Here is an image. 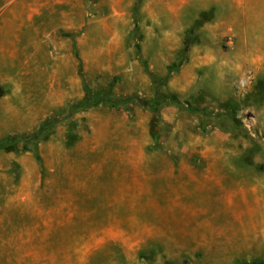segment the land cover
<instances>
[{"label":"rangeland","instance_id":"rangeland-1","mask_svg":"<svg viewBox=\"0 0 264 264\" xmlns=\"http://www.w3.org/2000/svg\"><path fill=\"white\" fill-rule=\"evenodd\" d=\"M0 40L51 52L0 138L59 120L0 151V264H264V0H0Z\"/></svg>","mask_w":264,"mask_h":264},{"label":"crops","instance_id":"crops-1","mask_svg":"<svg viewBox=\"0 0 264 264\" xmlns=\"http://www.w3.org/2000/svg\"><path fill=\"white\" fill-rule=\"evenodd\" d=\"M212 6L219 5H230V6H244L251 2V0H207ZM206 8H202L204 10ZM36 38V37H35ZM39 39V38H38ZM40 40V39H39ZM38 40V41H39ZM24 51V57H20V53ZM26 52V53H25ZM44 58L41 59L37 57L36 54V45L33 43L28 49L23 48L19 44L15 47L10 45V43L4 45V42L0 40V88L1 87H43V92L45 93L46 88L51 87L50 74L46 75V70L49 69L48 62L51 58V52L49 51L48 57L46 58V53H43ZM47 76V77H46ZM47 85V87H46ZM50 91V90H49ZM51 95L49 92L48 98L46 95H43V104L46 102L50 103ZM24 103L13 102L15 107H22ZM4 100H0V134H4L3 131H7L8 128L4 125L3 114H4ZM20 114L21 112H14L12 109L7 112L9 118H12V115ZM32 114L35 115L34 112ZM20 117L17 115L15 118ZM16 134V133H15ZM13 135V134H12ZM11 136V135H10ZM9 137V136H7ZM7 137H2L0 140H3ZM214 186H211L213 189ZM5 204H9L6 202ZM28 206V203H27Z\"/></svg>","mask_w":264,"mask_h":264},{"label":"trees","instance_id":"trees-1","mask_svg":"<svg viewBox=\"0 0 264 264\" xmlns=\"http://www.w3.org/2000/svg\"><path fill=\"white\" fill-rule=\"evenodd\" d=\"M144 69L148 73V75L150 76L153 84L155 85V89L157 91L158 90V84H159L158 78L151 71L148 70V68L145 64H144ZM81 78H82L83 85L86 86L85 79L82 75H81ZM86 88L87 87H85V89ZM131 99H132V97H127L124 99H116V98H114L108 94H100V93L96 94L95 96H87L81 102L72 104L69 107V113L67 114V116H69L70 112L76 108L94 105L97 102H99L100 100H105V101L109 102L111 105L117 106L119 103L126 104ZM155 103L156 104H164L165 103V104H172V105H179V106L181 105V102L169 99L166 96L160 95L158 92H156V96L151 101H145L144 102V104L146 106H148L149 108H151L152 110L157 109ZM191 110L199 113L204 119L207 118L208 116H210V114L205 109L191 108ZM232 120L234 122H237L236 119H234V117H232ZM58 122H59V120L56 117L44 119L41 121V123L39 125V129L35 133L13 134V135H11V136L3 139V140H0V151L3 150L4 148L8 147V146L15 144V143L23 142V143L28 144L31 151L37 156V140H38L39 135L41 133L48 132Z\"/></svg>","mask_w":264,"mask_h":264},{"label":"built area","instance_id":"built-area-1","mask_svg":"<svg viewBox=\"0 0 264 264\" xmlns=\"http://www.w3.org/2000/svg\"><path fill=\"white\" fill-rule=\"evenodd\" d=\"M244 83H245L244 80H241V85H244Z\"/></svg>","mask_w":264,"mask_h":264}]
</instances>
